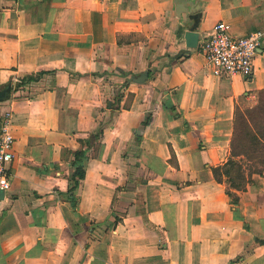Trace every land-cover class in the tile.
I'll list each match as a JSON object with an SVG mask.
<instances>
[{"label": "crops", "instance_id": "1", "mask_svg": "<svg viewBox=\"0 0 264 264\" xmlns=\"http://www.w3.org/2000/svg\"><path fill=\"white\" fill-rule=\"evenodd\" d=\"M171 15L172 0H0L15 137L0 264H264V173L234 203L213 171L236 107L264 90V40L249 80L217 75L199 46L221 21L264 30V0H202L195 49Z\"/></svg>", "mask_w": 264, "mask_h": 264}, {"label": "trees", "instance_id": "2", "mask_svg": "<svg viewBox=\"0 0 264 264\" xmlns=\"http://www.w3.org/2000/svg\"><path fill=\"white\" fill-rule=\"evenodd\" d=\"M126 78L124 86L116 91L115 101L112 109L119 106L122 99L121 89L129 81L131 74L120 71ZM43 73L37 75H26L17 85L16 91L24 85L38 81ZM23 90V89H22ZM99 135L97 134V137ZM83 152H77L75 161L82 158ZM74 161V162H75ZM216 179L220 182L226 181L229 185L228 194L233 202H238L239 191H244L254 181V175L264 173V90L259 93L257 103L249 107H236L234 134L231 142V156L222 166L213 168ZM84 177V170L78 167L74 181Z\"/></svg>", "mask_w": 264, "mask_h": 264}, {"label": "built area", "instance_id": "3", "mask_svg": "<svg viewBox=\"0 0 264 264\" xmlns=\"http://www.w3.org/2000/svg\"><path fill=\"white\" fill-rule=\"evenodd\" d=\"M264 30L247 35H233L231 25L218 22L212 32L200 43L206 61L217 75L241 74L247 80L253 77V60L262 46ZM16 80V79H15ZM20 82V79L15 81ZM12 114L7 112L0 127V188L8 190L11 185L10 164L15 159V137L11 131Z\"/></svg>", "mask_w": 264, "mask_h": 264}, {"label": "water", "instance_id": "4", "mask_svg": "<svg viewBox=\"0 0 264 264\" xmlns=\"http://www.w3.org/2000/svg\"><path fill=\"white\" fill-rule=\"evenodd\" d=\"M172 21L185 29L183 40L190 49L198 47L200 33L198 28L202 19V0H172ZM148 78V73H144L139 78H134L135 82L142 83ZM11 88L0 90V101L7 98Z\"/></svg>", "mask_w": 264, "mask_h": 264}]
</instances>
